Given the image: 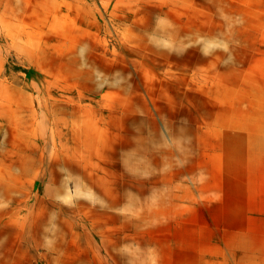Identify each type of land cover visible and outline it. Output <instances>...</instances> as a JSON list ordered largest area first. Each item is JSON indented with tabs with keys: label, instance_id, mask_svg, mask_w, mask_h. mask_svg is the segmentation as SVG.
Here are the masks:
<instances>
[{
	"label": "rangeland",
	"instance_id": "374dc122",
	"mask_svg": "<svg viewBox=\"0 0 264 264\" xmlns=\"http://www.w3.org/2000/svg\"><path fill=\"white\" fill-rule=\"evenodd\" d=\"M235 245L264 254V0H0V264Z\"/></svg>",
	"mask_w": 264,
	"mask_h": 264
},
{
	"label": "crops",
	"instance_id": "0c3cea01",
	"mask_svg": "<svg viewBox=\"0 0 264 264\" xmlns=\"http://www.w3.org/2000/svg\"><path fill=\"white\" fill-rule=\"evenodd\" d=\"M235 243L238 242L233 241V244ZM181 254V262L177 264H264L262 252H253V250L239 252L237 245L230 246V250H227L226 246L222 249L220 247L219 250L214 251L212 256H205V253L199 250L193 253L195 256L193 262H189V257H185V251Z\"/></svg>",
	"mask_w": 264,
	"mask_h": 264
}]
</instances>
